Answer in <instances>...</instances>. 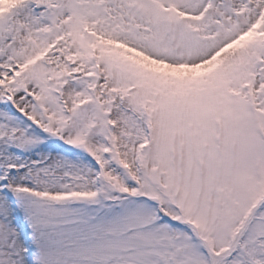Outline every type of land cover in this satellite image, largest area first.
Listing matches in <instances>:
<instances>
[{"label":"snow or ice","instance_id":"snow-or-ice-1","mask_svg":"<svg viewBox=\"0 0 264 264\" xmlns=\"http://www.w3.org/2000/svg\"><path fill=\"white\" fill-rule=\"evenodd\" d=\"M0 264H264V0H0Z\"/></svg>","mask_w":264,"mask_h":264}]
</instances>
